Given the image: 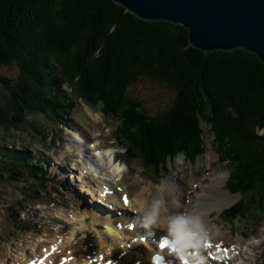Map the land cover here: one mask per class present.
Segmentation results:
<instances>
[{"label":"trees","instance_id":"1","mask_svg":"<svg viewBox=\"0 0 264 264\" xmlns=\"http://www.w3.org/2000/svg\"><path fill=\"white\" fill-rule=\"evenodd\" d=\"M6 65L18 75L0 73L1 125L19 127L27 111L64 119L73 109L66 84L117 120L118 143L149 173L180 155L196 162L206 123L231 171L227 187L245 195L225 219L246 217L249 201L264 205V62L254 53L200 50L184 26L142 20L113 0H0ZM142 79L174 92L166 112L151 116L130 94ZM0 168L15 181L48 182L41 163L1 144Z\"/></svg>","mask_w":264,"mask_h":264},{"label":"rangeland","instance_id":"2","mask_svg":"<svg viewBox=\"0 0 264 264\" xmlns=\"http://www.w3.org/2000/svg\"><path fill=\"white\" fill-rule=\"evenodd\" d=\"M0 73L16 77L18 67L0 66ZM64 90L70 100L69 103L73 106L72 112L64 119L60 120L53 116L51 118V115L41 111H27L24 112V123L17 128L0 124L1 147L24 152L32 163L39 162L48 171V182L44 187L39 179L41 176L34 178V182L31 179L15 181L6 174L9 171L0 168V264H4L6 260L9 264H16L25 257L40 256L43 247L47 249L49 245L61 241L63 243L60 246L61 252L54 255L56 257L52 264L56 262L59 264L61 257L65 255L81 258L82 251L88 243L99 239L103 241L106 226L109 227V231L117 229L119 224L116 223L106 226L98 223L92 226L93 224L86 222V219L91 221L90 215L87 214L88 210L102 212L108 208H102L100 204L94 202L97 198L94 197L90 185L86 187L82 183L79 176L85 170L91 180L94 176H100V181L106 182L111 189L114 187L117 190L118 183L124 180L131 193L129 197L143 187L149 195L169 194L168 185L175 181L184 189V199L181 203L187 204L188 208H185V211L189 218L186 220L189 221L191 217L197 219L196 217L199 218L200 215L197 211L199 206H195V203L198 202V193L202 185L197 184L196 178L210 182L214 173H225L222 190L227 195H231L230 204L225 208L213 209L209 211L210 213L205 212L212 224L207 227L204 223L203 228L211 234L216 231L221 232L224 238L222 241L227 244H231L228 239L230 237L232 245L241 249L240 256L237 257L239 264H264V205L261 200L249 201L250 211L246 217L234 222L224 220L223 212L245 195L233 194L227 188L231 171L228 166L221 163V152L215 144L211 127L202 123L206 151L196 162H188L183 155H180L171 159L168 165L166 162L159 165L155 172L152 170L146 173L142 163L138 159H129L125 154L126 148L118 143L117 120L106 115L101 105L91 106L82 99L76 98L66 84ZM130 94L141 100L144 109L151 116L166 112L175 96L166 86L144 79L137 81L130 88ZM3 101V95L0 94V103ZM93 146L105 152L102 160L97 158L96 153L99 151ZM92 157L100 163L99 165L95 162L94 165L100 175L97 169L91 167ZM110 160L113 161L112 164ZM117 166L120 171L116 168L113 170ZM90 167L95 173L90 172ZM191 180L193 182L190 185ZM156 191L160 193H154ZM210 199L223 201L218 195L211 196ZM129 212L132 213L130 210ZM190 212L194 216H190ZM141 219L139 222L142 225L138 226H144L148 231L143 232L146 235L154 232L155 226L149 220L142 217ZM98 225L104 226L98 227ZM122 229L127 230L125 226H122ZM146 235L143 237L144 241L138 237H134L133 240L136 242L139 240L145 245L150 241ZM249 243L252 247L248 245ZM48 256L53 255L48 254Z\"/></svg>","mask_w":264,"mask_h":264},{"label":"bare ground","instance_id":"3","mask_svg":"<svg viewBox=\"0 0 264 264\" xmlns=\"http://www.w3.org/2000/svg\"><path fill=\"white\" fill-rule=\"evenodd\" d=\"M93 147L96 150H98L96 146ZM96 156L98 159L102 160L103 156H105V152L99 151L96 153ZM95 162H97V160L93 159L92 157L91 167L93 169L94 168L97 169V172H99L98 168L94 166L96 165ZM109 162L111 164L113 163L112 160H110ZM111 166L110 168L112 169ZM115 168L118 171H120L118 166L114 167L113 170H115ZM94 170H91L90 172L95 173ZM87 175L89 176V174L85 170L80 173L79 177H81L82 183L86 187L90 185V189L94 193L98 192L97 194H94L92 192L94 197L97 198V201L94 202H97L98 204H100V202L102 204L105 202L106 203L105 205L107 207L110 208L111 206H113V208H115L114 211L108 208L102 210V212L100 211L95 212L93 210H88L87 214L88 216L90 215L89 217L91 218L90 224H93L92 226H96V224L99 223V224H104L106 226L116 223L125 227L135 226V230H131V229L119 230L117 228L109 231L108 230L109 227L106 226V229L105 230L103 229L105 236L103 237L102 240L104 242L99 239L96 242L88 243V245L82 251L81 258L75 257L74 260L69 264H134L135 262L136 264H148L152 259L153 255H155L154 251L162 252L161 250L156 248V245L153 241L154 238L158 240L160 239V243L162 241V238L164 237H165L164 240L169 241V239L166 238L171 237L173 233H176L177 235L187 234V237L178 236L179 238L186 239L184 242L188 244L187 248L183 249L182 252L179 250H173L171 251V253L180 254V253L190 252L191 261H189L188 264H198L197 263L198 261L202 262V264H207L206 261L209 260L207 256L209 255L217 256L220 253H225L230 250V246L232 245V239L230 237L228 238L229 241L231 242V244L229 245L224 241H222V239L224 238L221 236L222 235L221 232L217 233L216 231V233L213 232L211 234V232L203 228L204 223L205 225H207V227H209L212 224L211 220L208 218V216H206L205 212L210 213L209 211H212L213 209L225 208L227 204H230L231 195H227V193H225V191L222 190V186L225 181V176H224L225 173L223 172L214 173V175H211L210 182H205L204 179L200 180L199 178H196L197 184L199 186L202 185L201 187L202 189L198 193V200H197L198 202L195 203V206H199L197 211L200 213V215L199 218L196 217L197 219H195V217L194 218L191 217L190 221L186 220L184 225H180V220L182 218L183 213L186 212L185 208L188 207L185 202L181 203V201H183L184 199L183 197L184 189L180 187L178 184H176L175 181L173 183H169L168 185V188L170 189L169 194H158L156 196L149 195L145 187H143L134 194L132 193L130 197L131 201L129 203V206L126 207L125 209V206L123 205L122 202V198L127 194H131V193L128 190L127 184L124 182V180L118 183L119 189L117 188L116 190L113 187L114 190L112 189L113 192L111 194H107L105 197H101L100 194L103 193L102 186L103 184L107 185V183L106 182L103 183L102 181H100V176L92 177V180L97 181V182H93L89 177H87ZM98 175H100V172L98 173ZM192 182L193 180H191L189 184L191 185ZM154 193H160V192L156 191ZM216 195L222 197L223 201L218 202L216 200L210 199L211 196H216ZM101 207L103 208L104 206ZM129 209H132L133 211L135 210L140 215L139 218H137V216H133L134 214L130 213ZM115 211H118L120 215L118 214V212ZM142 214L144 216H141ZM190 216H194V215H192V213L190 212ZM141 217L143 219L149 220V222L155 226L154 232L152 233L149 232L151 236L149 234L146 235V233L143 232L144 230L148 232L147 228H145L144 226L143 227L138 226L139 224L142 225L139 222L140 220H142ZM121 220H123V222ZM104 225H98V227ZM189 233H192L193 239L195 240L196 243L193 242V240L188 237ZM145 235L148 237H153V240L151 238L146 237L150 239V241H148L145 245L140 243L139 240L136 243L134 242L133 240L134 237H138V239H140L145 237ZM163 235H168V236H163ZM198 241H200V244H198ZM62 244L63 243L60 242V245ZM209 244H212L210 250L208 248ZM238 244L242 245L240 243ZM248 245L252 247L250 243ZM74 253L76 254V252ZM55 257L56 256L54 255L50 257L47 255L46 258L49 259L46 260L45 258L43 263L52 264L53 260H55L54 259ZM4 264H9V263L6 260ZM212 264H228V263L220 260V261H214ZM231 264L234 263L232 262Z\"/></svg>","mask_w":264,"mask_h":264},{"label":"water","instance_id":"4","mask_svg":"<svg viewBox=\"0 0 264 264\" xmlns=\"http://www.w3.org/2000/svg\"><path fill=\"white\" fill-rule=\"evenodd\" d=\"M138 18L190 31L206 52L244 49L264 62V0H113Z\"/></svg>","mask_w":264,"mask_h":264},{"label":"snow or ice","instance_id":"5","mask_svg":"<svg viewBox=\"0 0 264 264\" xmlns=\"http://www.w3.org/2000/svg\"><path fill=\"white\" fill-rule=\"evenodd\" d=\"M160 247H161V248H167V247H168V242H167V240L162 241L161 244H160Z\"/></svg>","mask_w":264,"mask_h":264}]
</instances>
